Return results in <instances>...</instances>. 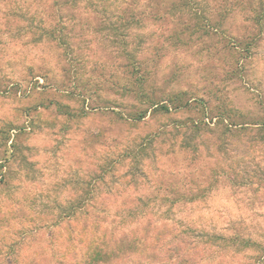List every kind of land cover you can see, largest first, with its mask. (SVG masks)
I'll return each instance as SVG.
<instances>
[{"label":"rangeland","instance_id":"rangeland-1","mask_svg":"<svg viewBox=\"0 0 264 264\" xmlns=\"http://www.w3.org/2000/svg\"><path fill=\"white\" fill-rule=\"evenodd\" d=\"M60 1L0 0V264H78L52 256L66 230L34 229L42 205L81 203L145 212L128 233L146 251L106 264H166L179 239L198 264H264V23L190 0L115 30L113 0Z\"/></svg>","mask_w":264,"mask_h":264},{"label":"trees","instance_id":"trees-1","mask_svg":"<svg viewBox=\"0 0 264 264\" xmlns=\"http://www.w3.org/2000/svg\"><path fill=\"white\" fill-rule=\"evenodd\" d=\"M79 1L88 2L87 5L93 9H96V7L105 8L111 6L109 3L110 0H104L99 4L90 2V0H61L58 4L54 2L53 6L76 10L80 9ZM180 1L181 0H113V12H117V15L113 18L114 29L118 30L121 27L127 28L128 25L132 23H140L141 20H135L132 14L137 10H143V6L144 9L151 7L159 11L166 7L174 8L183 6L184 4H190V0H182V3H180ZM233 6H238L243 10L246 8V11L253 13L251 17L246 15L244 18L247 22L244 28L257 27L258 30L261 29L264 23V0H231V4L226 6V8H232ZM55 29L57 28H50L48 31L53 34ZM59 30H63L62 26L59 27ZM252 38H254V36H252ZM250 41L251 37L249 34L240 36L232 43V47L241 54L245 49H248L251 44ZM235 52L236 51H234V54ZM231 53L233 52L231 51ZM139 70H141V68L137 65L135 67L136 73H138ZM231 71L234 72L235 69L232 68ZM140 72L142 75H136L135 79H133V83L137 87L144 86L145 76H147L145 70H141ZM130 73L133 75L134 71L131 70ZM185 104H187V102L184 103V105ZM163 108L165 111H169L167 106H163ZM142 114H144V112H142ZM142 116L141 113L138 114V118ZM143 143L144 144L140 143L137 145L136 152L140 153L144 151V146L149 143V139ZM1 181L2 179H0V182ZM84 194L87 196L91 193L86 190ZM111 209L113 208L108 206H96L90 203H81L80 205L68 204L66 206L42 205L36 212L43 217L42 219H44V221L38 222L34 232L38 233L43 228H48L50 232L56 230L54 238L50 236L52 239L50 242H52L53 240H59L61 234L59 231L63 233L64 230L67 231L66 237H62V242L59 244V247H54L55 249L52 256L57 260L64 259L72 253L74 255L76 254V256L79 254L78 264H106L118 257H130L129 255H131V253L133 254L137 251L144 253L148 248L146 245L147 236L140 237L133 232L131 233L133 234L131 237L129 236L130 233H128L129 225L136 221L138 215L142 216L145 213L143 208H120V211L115 212V215H119V219L113 218L114 215L113 213L111 215ZM50 214H53V217H50ZM110 215L112 219L109 220L108 218ZM126 227L127 230L125 231L127 232H121V235H119V230H124ZM158 234L159 233L153 238L155 243L158 242ZM207 239L210 245H213L216 240H221V238L213 234H207ZM175 243H178L177 245H179L181 249L177 248V252L176 250L174 252V250L170 248L168 251L171 250L176 253V255L173 259L169 257L168 259L170 260H168L166 264H198L195 260L193 261L192 258L194 253L192 249L196 246L189 248V242H185L181 247V239L175 240ZM152 248L154 249L152 256L154 254L158 256L161 252V248H157L156 246Z\"/></svg>","mask_w":264,"mask_h":264}]
</instances>
